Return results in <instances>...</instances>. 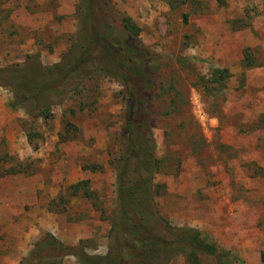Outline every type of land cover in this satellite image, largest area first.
<instances>
[{
    "label": "rangeland",
    "instance_id": "1",
    "mask_svg": "<svg viewBox=\"0 0 264 264\" xmlns=\"http://www.w3.org/2000/svg\"><path fill=\"white\" fill-rule=\"evenodd\" d=\"M113 3L118 23L131 18L160 63L152 125L160 215L201 231L242 264H264V0ZM78 5L0 0V264H34L27 258L47 234L82 243L91 257L113 256L124 243L112 233L122 84L88 80L53 104L49 119L10 107L9 73L61 64L78 32ZM214 69L231 77L213 84ZM61 264L81 263L70 256ZM170 264L216 262L181 255Z\"/></svg>",
    "mask_w": 264,
    "mask_h": 264
},
{
    "label": "trees",
    "instance_id": "2",
    "mask_svg": "<svg viewBox=\"0 0 264 264\" xmlns=\"http://www.w3.org/2000/svg\"><path fill=\"white\" fill-rule=\"evenodd\" d=\"M164 1L172 8L177 2ZM77 15L78 32L61 64L44 68L38 63L9 73L15 98L10 107L16 110L25 106L31 116L49 119L51 106L66 100L88 80L104 77L122 84L127 102L116 166L118 208L112 233L120 235L124 243L113 256L110 252L107 257H91L82 243L67 246L47 234L35 244L27 260L61 264L75 256L81 264H170L181 255H207L216 264H242L236 254L201 231L172 227L160 215L155 198L163 187L155 184V176L161 161L152 125L161 70L160 63L140 41L141 28L129 17L118 23L113 0H79ZM211 77V83L223 84L231 74L226 69H214Z\"/></svg>",
    "mask_w": 264,
    "mask_h": 264
}]
</instances>
